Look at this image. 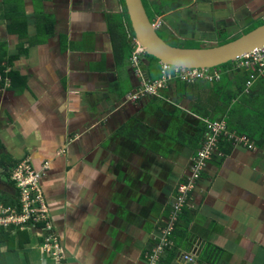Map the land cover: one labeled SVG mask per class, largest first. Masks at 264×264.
I'll return each mask as SVG.
<instances>
[{"label":"crops","instance_id":"0c3cea01","mask_svg":"<svg viewBox=\"0 0 264 264\" xmlns=\"http://www.w3.org/2000/svg\"><path fill=\"white\" fill-rule=\"evenodd\" d=\"M143 3L179 47L216 46L264 22V0ZM11 4L21 12L16 29L4 15ZM121 12L120 0H0V160L28 159L39 174L62 257L44 254L29 227L22 249L17 236L13 251L0 243L6 264H152L166 237L198 150L197 96L209 98L210 85L186 97L174 83L159 97L128 100L140 79L129 50L116 56L108 23ZM141 68L145 79L160 78V64L153 76ZM254 147L209 161L177 222L176 252L168 251L173 231L159 264H264V145ZM3 171L0 203L10 206L15 188Z\"/></svg>","mask_w":264,"mask_h":264},{"label":"built area","instance_id":"2783aa9c","mask_svg":"<svg viewBox=\"0 0 264 264\" xmlns=\"http://www.w3.org/2000/svg\"><path fill=\"white\" fill-rule=\"evenodd\" d=\"M158 25L156 24L155 26L158 27ZM132 47L130 62L134 74L140 79L135 94L128 96V100L132 102L159 97L163 91L167 90L178 80L195 83L199 81L213 82L220 79V71L217 70H190L164 64L162 65L159 79H145L140 67L144 52L135 39L132 41ZM238 61L240 66L246 68L258 66L257 71L262 74L264 71V48L252 52ZM6 72L7 70L4 69L3 73L5 74ZM3 79L7 80L0 72V81ZM251 84L252 82L247 85L250 86ZM205 123L207 130L194 157L190 176L178 187L176 201L171 212L170 224L162 231L166 237L162 238L161 243L154 250L152 264H159V255L172 245V242L167 237L174 231L175 224L179 221L184 208L188 206L192 193L202 179L209 161L212 160L214 154L222 155L219 151V142L226 139L231 142L233 147L243 146L250 150L255 148L254 143L249 141L246 136L229 131L224 120H205ZM9 180L14 185L20 207L4 206L0 203V226L5 228L12 226L21 229L36 228L42 237L43 253L51 257L56 263H61V247L58 238L52 230L47 204L41 194L39 174L33 171L28 159H23L12 167ZM184 259L190 262L194 260L189 254H185Z\"/></svg>","mask_w":264,"mask_h":264},{"label":"trees","instance_id":"16d2710c","mask_svg":"<svg viewBox=\"0 0 264 264\" xmlns=\"http://www.w3.org/2000/svg\"><path fill=\"white\" fill-rule=\"evenodd\" d=\"M120 4L122 7V12L118 14H112L108 18L109 30L112 36V41L114 43L113 48L116 56L122 59V56H124L126 50H129L130 59L133 51L132 41L135 38L131 29L124 0H120ZM145 8L150 21L154 22L155 17L149 12L146 6ZM4 15L6 18H10L12 20L11 24L14 29L20 26L15 18H18V16L21 15L18 6H15L13 4L7 5ZM263 24L264 22L251 24L246 29H244L240 35H236L229 40L226 38H222L218 42L217 46L229 43L239 38L241 35L247 34L258 28L259 26H262ZM173 45L175 47H179L178 45L172 44V46ZM209 47H203L198 44H190L184 48L193 49ZM4 60L5 59L4 53L2 52V45H0V72L3 75H5L3 73L4 67L2 65L5 62ZM143 61L144 62H140V67L146 65L148 71H150L151 76H153L151 71L154 69V65H161V63L154 57H150L147 55L143 56ZM239 63V61H236L234 63H228L210 70L220 71V79L218 81H199L195 83H188L178 80L175 82V84H178L179 86L181 85L185 89L188 88L186 97L193 95L194 90H199V83L206 82L210 85L208 87L210 97L207 99H203L201 95L197 96V108L196 110H194L196 114L201 116L203 119V122L200 123L198 127L197 135L194 137V141H197L198 148L207 130L205 120L216 119L224 120L229 131L246 136L249 141L253 142L257 148H260L264 145V71L262 74H259L257 71L258 66L246 68L240 66ZM251 82L252 84L248 86L247 84ZM0 85H5V83L3 81H0ZM231 148L232 145L230 141H227L225 139L219 142V151L221 153H229ZM216 156H218V154H214L212 159ZM3 160V162H1L2 160H0V166L4 168L2 174L7 176V180H9L10 173L14 165L13 163H8V161L5 159ZM9 198L10 200L6 203L7 205L15 206L17 208L20 207L18 206V196L16 191L13 196L9 195ZM182 216L183 214L181 215L180 219L182 218ZM178 223H176L175 225L173 235L170 234V236L172 235L170 238L172 239V241L174 240V245H172V247L168 251L172 252V254H175L176 252V249H174L176 247L175 230H177L178 228ZM16 236L18 247L22 249L24 244L29 241L27 229H21L12 226L5 228L0 226V243H6L8 251H13L15 249ZM0 264H6V262L4 261V254L1 253V251Z\"/></svg>","mask_w":264,"mask_h":264},{"label":"water","instance_id":"95a60500","mask_svg":"<svg viewBox=\"0 0 264 264\" xmlns=\"http://www.w3.org/2000/svg\"><path fill=\"white\" fill-rule=\"evenodd\" d=\"M131 29L145 55L161 64L190 70H211L264 48V24L221 46L184 48L170 45L151 22L143 0H124Z\"/></svg>","mask_w":264,"mask_h":264},{"label":"clouds","instance_id":"9594fccd","mask_svg":"<svg viewBox=\"0 0 264 264\" xmlns=\"http://www.w3.org/2000/svg\"><path fill=\"white\" fill-rule=\"evenodd\" d=\"M156 24H157V23L154 22V25H156ZM158 27H159V25H158ZM158 27H157V28H158ZM216 46H217V45H216ZM144 55H145V54H144ZM144 55H143V56H144ZM143 56H142V58H141V62L143 61V60H142V59H143ZM162 65H163V64H161V66H162ZM141 69H142V68H141ZM211 70H212V69H211Z\"/></svg>","mask_w":264,"mask_h":264},{"label":"rangeland","instance_id":"374dc122","mask_svg":"<svg viewBox=\"0 0 264 264\" xmlns=\"http://www.w3.org/2000/svg\"><path fill=\"white\" fill-rule=\"evenodd\" d=\"M180 33V32H179ZM161 35L163 36V34L161 33ZM182 43V42H181ZM214 46V45H213ZM188 176H190V175H188Z\"/></svg>","mask_w":264,"mask_h":264},{"label":"flooded vegetation","instance_id":"af4514ba","mask_svg":"<svg viewBox=\"0 0 264 264\" xmlns=\"http://www.w3.org/2000/svg\"><path fill=\"white\" fill-rule=\"evenodd\" d=\"M160 35H161V31H160Z\"/></svg>","mask_w":264,"mask_h":264},{"label":"bare ground","instance_id":"6f19581e","mask_svg":"<svg viewBox=\"0 0 264 264\" xmlns=\"http://www.w3.org/2000/svg\"><path fill=\"white\" fill-rule=\"evenodd\" d=\"M191 169V168H190ZM175 203V202H174Z\"/></svg>","mask_w":264,"mask_h":264}]
</instances>
